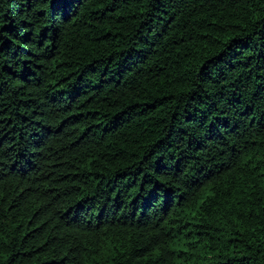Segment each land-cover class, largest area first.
<instances>
[{
	"label": "trees",
	"instance_id": "trees-1",
	"mask_svg": "<svg viewBox=\"0 0 264 264\" xmlns=\"http://www.w3.org/2000/svg\"><path fill=\"white\" fill-rule=\"evenodd\" d=\"M0 264H264V0H0Z\"/></svg>",
	"mask_w": 264,
	"mask_h": 264
}]
</instances>
